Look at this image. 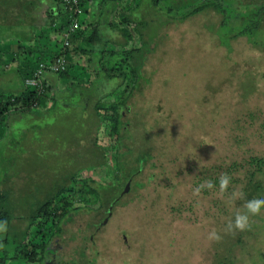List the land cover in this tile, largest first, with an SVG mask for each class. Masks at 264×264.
I'll return each instance as SVG.
<instances>
[{
	"label": "rangeland",
	"instance_id": "obj_1",
	"mask_svg": "<svg viewBox=\"0 0 264 264\" xmlns=\"http://www.w3.org/2000/svg\"><path fill=\"white\" fill-rule=\"evenodd\" d=\"M4 2L7 0H0L2 12L6 8ZM22 2L25 8L35 4V0ZM150 2L142 0L134 13L137 21L146 20L148 24L144 43L151 49L146 54L141 52L142 79L122 109L130 137L121 142L120 148V152L133 151L125 158L129 164L145 153L150 155L149 160L142 172L144 160H137L136 168L131 166V172H136L132 184L127 182L120 190L116 188L115 198L110 196L113 190L110 194L99 192L90 198V204L81 205L77 213L70 214L52 240L48 260L53 264H264V204L255 214L244 209L247 201L257 197L253 195L248 200L247 163L253 157L264 158V25L256 39L239 37L228 41L226 31L220 28L222 17L212 10L168 23L175 13L176 18L182 17L190 0L168 1L173 6L171 15L166 3L153 9ZM222 2L227 6L228 0ZM44 5V19L50 13V18L64 21L59 16L62 6L53 0ZM107 7L104 4L101 8L105 16ZM9 14L7 20H0V53L7 49L22 57L18 49L29 48L17 42L21 41L22 17L13 5ZM102 21L107 24L103 17ZM6 27L11 32L5 31ZM108 29L101 27L100 36L105 37ZM231 33L229 29L226 35L230 37ZM41 34L36 43L50 44V39L58 38ZM123 34L124 37L111 34L110 50L121 52L132 47L127 32ZM55 44L60 47L61 42ZM33 49L39 48L34 45ZM11 57V53L3 57L8 60L4 64H11ZM40 61V56L34 54L27 62L33 68ZM69 74L82 78L80 81L89 77L78 66ZM65 81L57 79L58 92L68 85ZM0 84L5 90L6 86ZM103 90L113 91L110 86ZM66 94L57 95L59 101L55 110L47 113L49 117L43 109L36 108L32 115L6 118L0 130V139L5 138V143L0 144L2 180L7 178L5 168L8 179H15V184L18 180L28 181L21 169L33 160L47 167L41 168L46 170L48 180L59 179L72 167L73 156L81 152H85V159L80 178L87 172L90 176L93 160L89 157L92 141L88 138L95 136L98 126L86 103L75 106L77 99L73 104L66 100ZM37 127L44 129L43 134ZM98 170L93 173L94 185L115 190L118 182L112 160L108 158ZM213 173L220 179L229 178L226 188L206 187ZM257 179L264 182V175L257 174ZM26 190L32 189L26 185ZM44 193L40 190L35 196V191L22 199L31 204L35 198L41 200ZM238 213L248 215V227L243 231L230 228ZM13 217L9 241L23 223L17 220L20 213ZM213 231L220 237L218 240L209 239ZM3 233L0 231V236Z\"/></svg>",
	"mask_w": 264,
	"mask_h": 264
},
{
	"label": "trees",
	"instance_id": "obj_2",
	"mask_svg": "<svg viewBox=\"0 0 264 264\" xmlns=\"http://www.w3.org/2000/svg\"><path fill=\"white\" fill-rule=\"evenodd\" d=\"M141 1L104 0V3L108 6L105 10L106 16L103 13L99 17L100 22L97 21L92 25L90 29L92 34L88 36L84 31L86 28L82 27L78 33L71 34L67 38V44H62V52L59 56L66 55V60L69 63L66 70L63 72L58 71L56 76L58 79L68 80L69 83L66 88L60 89L59 92L57 88L53 87L55 85L48 82L50 79H46L47 76H36L37 70L40 71L44 65L43 62L40 61L35 64L36 67L32 68L30 63L26 62V54L21 49L18 50L22 51V57L17 53L15 54V51L10 52L7 49L0 53V66H2L0 74L3 76L0 78V83L6 86V89L2 90V84H0V130H2L8 117L17 116L18 114L32 115L33 109L36 108L43 109L46 115L49 111H54L59 101L57 95L63 92L67 93L66 100L69 99L73 103L74 98L77 99L75 106H79L81 102L86 103L85 107L88 113L93 112L94 120L98 126L95 136H89L88 138L89 141H92L88 146L90 160H93L92 169L89 170L91 172L90 176L87 175V172L85 176L80 178L85 152L74 155L70 164L72 167L67 168L61 174V177L59 179L57 177L56 180L55 178L53 180L46 178V170L41 167H47L37 163V160H33L31 164L21 169L22 176L27 175L29 177V180H23V183L18 180L15 184V179L11 177L8 179L9 174H6L5 168L3 169L7 178L3 180L2 177L0 178V224L5 226L4 233L0 236V244L3 245L0 248V264H10L11 262L53 264L48 260V257L52 254L50 246L53 238H56L55 235L61 231V224L70 217L69 215L77 213L81 205L90 204V198L95 195L97 197L99 192L108 191L110 194L113 190L114 193H111L110 196L115 198L114 194L118 192L116 188L120 190L127 182L132 184V178L136 172H131V166L137 167V160H144L141 172L145 168L144 164L150 156L148 153H145L143 157H139L133 164H129V161L125 158H129L133 151L127 149L126 152H120L121 142L130 137L128 122H123L122 109L127 107L128 98L138 89L139 82L142 79L141 69L143 63L140 61V57L143 54L141 52L149 53V49H151L144 43V30L148 26L146 20L143 22L141 20L137 21L134 16V13L141 7ZM168 1L151 0L150 5L153 9H158L166 3L168 5L167 13L171 15L173 6ZM21 2L22 0H7V2H4L6 8L3 12L1 11L2 5H0V20H7V17H10V6H15L17 10L20 8ZM190 3L183 10L182 17L176 18L177 14L175 13L173 17L168 19V23L182 22L204 11L212 10L222 17L220 28H222V31H226L225 36L228 41L239 37L256 39L262 25H264V0H228L227 6L223 5L222 0H190ZM62 12L59 16L65 17V13ZM155 14L159 13L156 12ZM102 17L122 37H124L123 33L127 32V40L133 42L130 49L127 47L128 49L125 48L121 52L107 50L110 42L109 38L101 37L99 33L100 27L104 25ZM52 18H50V24L52 26L56 25L57 35H60L61 40H64L66 37L63 35L68 29L70 21H57V19ZM85 26L88 27V25ZM229 29H232L230 37L226 35ZM5 31L11 32L10 27H6ZM222 41L225 44L227 42L224 41L223 37ZM10 53L12 54L10 59L12 63L9 65L4 64L8 60L4 61L2 58ZM116 56L121 58L108 63ZM105 58H107L106 61ZM77 66L83 75L88 73L89 77L87 80L85 79L86 81H80L82 78L75 75L70 77V70H72V67ZM42 72L45 71L42 70ZM16 80L18 81L16 82ZM27 81L34 82L33 91H29ZM109 86L113 91L103 90V88ZM38 116L40 117L39 114ZM49 116L47 115V117ZM43 126V128H46L48 125ZM38 129L43 134L44 129ZM7 136L8 134L5 137ZM9 137L11 138V135ZM4 139H0V144L5 143ZM100 140L107 144L100 145L99 143H102ZM108 158L112 160L117 173L115 175L118 183L115 185V190L94 185V171L102 168ZM247 165L249 167L248 183L246 185L248 200L253 199V195H256V198H261V193L264 194V182L259 179L256 181L255 176L257 174L259 176L264 175V158H250ZM98 172L100 175H105L102 170H98ZM33 175H35L34 178L31 177ZM19 177L20 175L18 179ZM152 177L149 178V181L152 180ZM209 180L212 182L213 187L220 185L221 179L215 173L209 177ZM26 185L32 189L30 192H27ZM40 190L45 191L41 200L35 198L31 204H25V200L22 199L24 195L31 196L30 194L36 191V196ZM17 212L21 214V217L17 220H22L23 223L20 225L18 233L13 235V239L9 241L10 233L8 230L14 222L13 215Z\"/></svg>",
	"mask_w": 264,
	"mask_h": 264
},
{
	"label": "crops",
	"instance_id": "obj_3",
	"mask_svg": "<svg viewBox=\"0 0 264 264\" xmlns=\"http://www.w3.org/2000/svg\"><path fill=\"white\" fill-rule=\"evenodd\" d=\"M46 1H49V0H35V4H31V6H26V8L24 7L23 2H21L20 8H19L21 10L18 9V14H20V18L22 17L23 20L22 18L21 19L19 18L20 23H22V27L21 29H19V33L21 34V41H17V42L21 43V45L23 46L29 47L28 49L22 48L23 52L26 54L25 56L26 62L29 61L31 56L34 54H37L40 56L45 53H49V54L51 53V50H49L52 47L51 44H48L47 42L45 44L44 41L41 44L39 42H38L39 44L36 43L38 34L42 35L41 33L45 32L47 37L48 35H51V34L57 37L56 25L54 24L52 26L50 24L51 19H50L49 11H48L49 14H47L46 19H44V16H43L45 11H47L44 5ZM104 4H105L104 0H81L82 8L86 9V11L84 10V15L82 16V19H84L83 21L84 25L82 27L86 28L84 31L86 32V34H88V36L92 34L90 33V29L92 25L96 23L97 21H99L100 19L99 17L103 14L102 12L103 10L101 8H103ZM100 10H101L100 12L101 14H99ZM85 25H88V27H86ZM102 27L109 28L108 33L105 35V37L109 38V41H110L112 33H118L115 29L111 28L109 24H104ZM31 31L33 32V35L31 34ZM32 37H33V41L31 40ZM50 40H53V39H50ZM110 44H111V41L108 43L107 50L114 51V50L109 49ZM34 45L38 46L39 49L34 50L33 49ZM48 79H50L48 82L51 85L58 86V83H56L58 78H52L48 76ZM55 86L53 87L56 88ZM0 175H1V170H0Z\"/></svg>",
	"mask_w": 264,
	"mask_h": 264
},
{
	"label": "clouds",
	"instance_id": "obj_4",
	"mask_svg": "<svg viewBox=\"0 0 264 264\" xmlns=\"http://www.w3.org/2000/svg\"><path fill=\"white\" fill-rule=\"evenodd\" d=\"M57 37L58 38H56L55 41L54 40L50 41V44L52 47L49 50H51V53L50 54L45 53V54L40 55L41 62H43L42 64H44V65L42 66V68L40 70L41 73H40L39 77L42 75H45V76H47L46 79H48V76L55 78V77H57L56 75L58 74V71L63 72L67 68L69 61L66 60V57H65L66 55L61 56V57L59 56L60 53L62 52V47H63L62 44L64 45V41L61 40V38H60L61 36L57 35ZM55 42H61L60 47H57V44H55ZM33 67H36V65H33ZM42 70H44L45 72H42ZM38 71L39 70H37V72ZM28 88H29V91L34 90L33 86H28ZM228 183H229V178L227 176L222 177L220 180L221 189L226 188ZM129 184H130V182H129ZM201 187H203V185ZM206 187L212 188L213 187L212 182L211 181L206 182ZM125 189L123 192H125ZM199 191H200V189L197 188L196 193L198 194ZM261 204H264V198H256V199H253L251 201H247L244 204V209L246 210V213L255 214V213L260 211ZM4 227L5 226L3 224H0V231L4 230ZM231 227H234L235 229L241 230V231L246 229L248 227V215L238 213L235 217L234 224L230 225V228ZM219 238L220 237L217 236V234L214 231L212 233H210V235H209V239H211V240H218Z\"/></svg>",
	"mask_w": 264,
	"mask_h": 264
},
{
	"label": "built area",
	"instance_id": "obj_5",
	"mask_svg": "<svg viewBox=\"0 0 264 264\" xmlns=\"http://www.w3.org/2000/svg\"><path fill=\"white\" fill-rule=\"evenodd\" d=\"M55 4L62 6L63 11L65 13L64 21H70L68 29L66 30L65 36L66 38L63 40L64 45L67 44L66 40L71 34L78 33L82 27L81 17L83 15V9L80 0H53ZM40 71L36 73V76L39 77ZM26 84L28 86H35L33 81H27Z\"/></svg>",
	"mask_w": 264,
	"mask_h": 264
},
{
	"label": "water",
	"instance_id": "obj_6",
	"mask_svg": "<svg viewBox=\"0 0 264 264\" xmlns=\"http://www.w3.org/2000/svg\"><path fill=\"white\" fill-rule=\"evenodd\" d=\"M128 190V186L126 187L125 191Z\"/></svg>",
	"mask_w": 264,
	"mask_h": 264
}]
</instances>
